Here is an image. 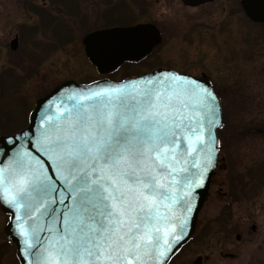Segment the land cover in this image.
Wrapping results in <instances>:
<instances>
[{
	"label": "snow or ice",
	"instance_id": "snow-or-ice-1",
	"mask_svg": "<svg viewBox=\"0 0 264 264\" xmlns=\"http://www.w3.org/2000/svg\"><path fill=\"white\" fill-rule=\"evenodd\" d=\"M196 84L164 73L97 88L69 97L76 102L48 119L41 147L71 204L46 240L17 224L26 248L37 249L29 264H161L182 238L175 233L186 220L173 222L177 206L191 212L186 198L203 183V172H189L188 157L205 144V120L210 138L215 124L216 97ZM212 151L191 166H210ZM46 173L19 151L0 168V198L20 213L18 221L33 212L51 217L59 210L49 206L64 204Z\"/></svg>",
	"mask_w": 264,
	"mask_h": 264
},
{
	"label": "rangeland",
	"instance_id": "rangeland-1",
	"mask_svg": "<svg viewBox=\"0 0 264 264\" xmlns=\"http://www.w3.org/2000/svg\"><path fill=\"white\" fill-rule=\"evenodd\" d=\"M28 1L0 0L2 42L11 39L15 28H28L21 51L29 53L34 63L33 72L17 76V70L0 58L3 109L28 108L64 80L86 83L99 78L80 41L85 34L94 29L154 25L163 34L162 42L142 61L125 63L107 78L120 81L155 69H173L192 77L204 72L227 89L232 105L225 111L227 140L218 139L217 157L222 162L210 179L192 239L171 264H194L199 257V264H264V75L260 73L264 48L260 46L259 58L241 61L237 46L249 54L244 40L252 29L244 14L240 10L228 13L227 0L206 9L189 8L177 0H109L115 7L106 24L102 13L107 0H64L67 18L45 12L53 7L61 10L63 0H44L45 9H41L42 0H33L32 5ZM14 115L12 110L10 116ZM217 133L219 138L220 129ZM5 219L0 210V243L5 241ZM6 259L15 262L10 253L0 257V264H10Z\"/></svg>",
	"mask_w": 264,
	"mask_h": 264
},
{
	"label": "water",
	"instance_id": "water-1",
	"mask_svg": "<svg viewBox=\"0 0 264 264\" xmlns=\"http://www.w3.org/2000/svg\"><path fill=\"white\" fill-rule=\"evenodd\" d=\"M186 5H196L204 3L208 0H181ZM240 6L244 14L253 21L264 22V0H240ZM161 37L158 29L151 24H138L125 28H111L105 30L94 31L83 38V46L88 62L95 68L98 76H105L121 67L125 63L139 62L143 60L152 49L160 43ZM164 73H174L181 77H187L192 81H196V88H207L216 97L215 105L217 112L215 117V124L211 127L212 137L208 136L207 119L205 120V144L197 146V152L188 157V168L190 173L203 172L202 186H194L191 197L186 199L189 201L192 211L187 212L177 206V214L180 219L173 221L178 226L181 220H186L183 230L177 227L175 235H180L182 238L175 242L171 251L166 257L161 258V264H168L171 259L185 246L192 238L195 232L196 220L200 208L202 207L205 197L208 192L210 179L214 173L217 154H218V129L223 124V113L220 102L214 93L209 81L202 78H194L192 76L179 73L174 70L156 69L145 75L126 79L120 82H114L107 78H102L88 84H80L73 80H66L54 87L44 97L39 98L30 114L28 125L12 136L0 137V168H9L12 161L16 157V153H28V157L32 163L39 169H47V175L53 177V181L57 184L62 195L59 199H64V204L56 203L49 207H55L59 211L53 213L51 217L41 216L39 212H33L31 216H24L22 221H18L16 217L20 215L15 208L9 205L4 199L0 198V210L2 213L9 216L3 233L6 240L15 246L16 258L19 264H29L33 259L32 253L37 249L28 250L24 244V237L19 235L18 223H24L25 227L30 231L35 229V236H39L41 240H46L51 235L47 231L50 226L53 229H58L61 226L62 212L67 210L71 204V199L64 185L61 183L59 177L60 172L56 171L57 165L53 162L47 153L44 152L41 144L44 143L42 133L48 128V119L51 117L55 120L59 114L64 111L65 106H71L76 102L75 99H69L76 93H83L89 90H96L97 88H106L109 86H116L126 84L131 81L140 80L142 78H149L159 76ZM211 118V117H210ZM212 149V163L210 166L201 164L200 168H193L191 165L198 160L206 161L208 149ZM205 167L207 170L205 171ZM53 198H57L54 194ZM45 229L41 231L40 229ZM35 236H30L32 243L39 247V242ZM200 263V257L197 258L194 264Z\"/></svg>",
	"mask_w": 264,
	"mask_h": 264
},
{
	"label": "flooded vegetation",
	"instance_id": "flooded-vegetation-1",
	"mask_svg": "<svg viewBox=\"0 0 264 264\" xmlns=\"http://www.w3.org/2000/svg\"><path fill=\"white\" fill-rule=\"evenodd\" d=\"M108 1L109 0H107V3H106L107 4L106 5L107 6V10L104 11V14L102 13L103 18L106 21V24L107 23H110V20L111 19H109V15H112L113 14V9L115 7V5L110 4V2L108 3ZM177 1H179L181 3V5H183V6H186V7H189V8H194V9H198V8H204V9H206L207 7H210V6L214 5V4L221 3V0H208V1H205L204 3H199V4H196V5H186L181 0H177ZM227 1L230 4V7H228L230 10L228 11V13L238 14L239 13V10H240V12L244 14V12H243V10H242V8L240 6V0H239V2H236V0H230V1L227 0ZM28 2L29 3H27V4H30L31 3L30 5H32L33 0H29ZM62 2H63L61 4L62 7H60L61 10H59V9L56 10L53 7L54 10L48 9L45 12H48V13L58 12L59 15H61L64 18H67L66 12L64 11V8L66 7L65 6V1L63 0ZM104 2H106V0H104ZM42 5L44 7H41V9H45L47 7V6H45L46 3L44 2V0H42ZM109 6H110V9H109ZM223 8L225 9L224 6H223ZM96 14L98 16V13H96ZM82 17L84 18L83 15H82ZM244 17L246 19V22H248L249 25L251 24L250 27H252V29L248 32V35L250 34V38L247 39L245 37L246 40H244L246 43L249 44V46L246 47L247 53H249V54H247V55L246 54H243V52H242L243 46L240 47V48L237 46L238 49H241V55H240V57H241V61L242 62H243L244 58H246V59L249 58V57H251V58H259V55H257V54H259V52H260V46L262 48H264L263 47V45H264V22L250 20L245 14H244ZM87 20H84V23L85 24H87ZM98 20L99 19L97 18V21ZM84 23H81V25L82 24L85 25ZM248 23H246L247 24V27H248ZM204 24L209 25L207 23H204ZM75 25H76V27H78V22H75ZM26 27H28V26H26ZM27 29L28 28H24L23 29L22 26H20V31H18L17 28H15V31H14L15 34L14 33L12 34L13 35V38H12V35H11V39H8V40H7V38H5V39L2 38L4 42H2V40L0 38V58L1 57L3 58V60H4V62H6V65L7 66H13L15 68V70H17V72L19 73L17 76H19V75L24 76L25 74L26 75H29L30 72H33L34 71L33 70V68H34L33 57L30 58L31 55L29 53L28 54L25 53L24 50L21 51L22 50V46H23L22 45V41L24 40L23 38H25L27 35L30 34V31H29V33L25 31ZM105 29H109V28H104V29H101V30H105ZM94 31H97V30L94 29ZM94 31H92V32H94ZM158 31L160 33V37H161L160 43H161L162 42V35L163 34L161 33L160 29H158ZM92 32H90V33H92ZM0 33H1V30H0ZM90 33H87V34H85L84 36L81 37V40L80 41H81L82 45H83V38L86 35L90 34ZM248 44H245V46L248 45ZM84 50H85V48H84ZM3 52H5V53H3ZM233 58H234V56L233 57L231 56L229 58V60L231 61ZM4 65H2V68H3ZM224 66H226V64H224ZM227 67H229V66H227ZM170 70H173V69H170ZM260 73H262V75H264V64L261 66ZM193 77H195V78H202V77L206 78L209 81V83L211 84L214 93L216 94V96L219 99L220 106H221V109H222V112H223V124H222V127L220 128V135H219V138L218 139H219V141L225 142V140H227L226 133H227V126H228V122H227V119L225 117L226 116L225 115V111H227V109L229 110L232 107V105L229 107L230 103H229V100H228V92L226 91L227 89L224 86L220 85V84H219V86H217V84H215L212 80H210V77L206 73H204V72H202L200 74V76H193ZM100 78H104V77H99L97 79H94V80L89 81V82H86V83H90V82L96 81V80H98ZM64 81H66V80H64ZM112 81H115V80H112ZM120 81H121V79H120ZM60 83H62V82H60ZM78 83H80V82H78ZM59 84H57V85H59ZM49 92H47V93H49ZM46 94H44V95H46ZM3 95H4V93L2 91V87L0 86V137L12 136V135L18 133L19 131H21L22 129H24L28 125V123H29L30 114H31V112H32V110L34 108V105H35L36 100L44 96L43 95V96L37 97L35 100L32 101L33 103L31 102L32 105L30 107H28V108L21 109L20 107H18V108L10 107V108H7V109H3V107H2V98H3ZM240 100H241V102H243V101L246 100V98L242 96V97H240ZM12 110L15 111V115L14 116H10V113H11ZM18 117H20V119H18ZM13 121L15 122V124L12 123ZM220 147H221V145H220ZM222 159H223L222 157H219L218 156L216 169L219 168L220 163L222 162ZM8 218H9L8 215H6V219H5L6 222H5V224L7 223ZM3 229H4V226H3ZM252 231H254V230H252ZM0 248H1V252H0L1 255H0V257L3 254H4V256H8L11 253L12 257L15 260V262L13 263V262H9L8 259H6L7 263H10V264H19L18 263V260L16 258L15 249L6 240V238H5V241H3V242L0 243ZM2 249H4L6 251V254L2 252ZM8 249H9V251H8ZM173 259L170 261L169 264L172 263ZM207 260H208V258L206 257L204 259V261L206 262ZM201 264H202V262H201Z\"/></svg>",
	"mask_w": 264,
	"mask_h": 264
}]
</instances>
